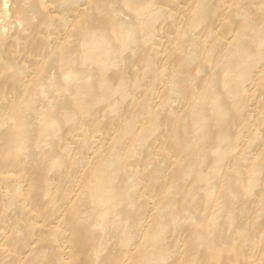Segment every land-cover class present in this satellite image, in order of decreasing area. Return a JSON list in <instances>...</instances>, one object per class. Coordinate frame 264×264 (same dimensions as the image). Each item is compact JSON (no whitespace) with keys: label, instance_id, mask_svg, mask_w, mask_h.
I'll list each match as a JSON object with an SVG mask.
<instances>
[{"label":"bare ground","instance_id":"1","mask_svg":"<svg viewBox=\"0 0 264 264\" xmlns=\"http://www.w3.org/2000/svg\"><path fill=\"white\" fill-rule=\"evenodd\" d=\"M0 13V264H264V0Z\"/></svg>","mask_w":264,"mask_h":264},{"label":"rangeland","instance_id":"2","mask_svg":"<svg viewBox=\"0 0 264 264\" xmlns=\"http://www.w3.org/2000/svg\"><path fill=\"white\" fill-rule=\"evenodd\" d=\"M0 14H1V13H0ZM6 14H8V13H5V15H4V17H3L2 19H1V15H0V19H1V20H0V25H1L2 21L4 22V23H2V24H4V25L7 24V25H6V28L4 29V31H5L4 34L7 32L5 35H7L8 32H9L10 30L13 31V29H9V28L7 29V27L10 26L11 28H13L12 26H14V25H12V24L9 23V22H11V21H10L11 19L8 18L9 15H6ZM2 16H3V15H2ZM5 17H7V18H5ZM143 20H146V19H142L141 21H140V20L137 21V22H138L137 24L139 25V24H140L139 22H142ZM5 21H9V22L6 23ZM9 24H10V25H9ZM137 24H136V25H137ZM8 25H9V26H8ZM11 25H12V26H11ZM136 25H135V26H136ZM140 25H141V24H140ZM140 25H139V27H140ZM1 26H2V25H1ZM137 27H138V26H137ZM137 27H136V28H137ZM137 29H139V28H137ZM7 30H8V31H7ZM12 31H10V32H12ZM139 31H142V30L139 29ZM10 32H9V33H10ZM137 36H139V33H138ZM138 38H139V37H137V39H138ZM142 38H143V37L141 36V38H139L140 40L138 39V41H141ZM122 53H124V55L126 54V52H122ZM121 57H122V54H121ZM87 67H90V66H86V67H84V69H86ZM90 69H91V67H90ZM90 69L88 68L87 71H89ZM113 98H115V97H113Z\"/></svg>","mask_w":264,"mask_h":264}]
</instances>
